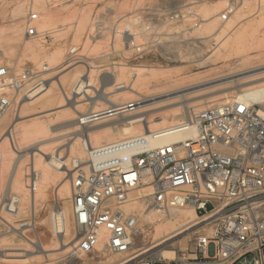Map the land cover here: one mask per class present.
<instances>
[{
    "label": "built area",
    "instance_id": "obj_1",
    "mask_svg": "<svg viewBox=\"0 0 264 264\" xmlns=\"http://www.w3.org/2000/svg\"><path fill=\"white\" fill-rule=\"evenodd\" d=\"M74 1L46 0V6L52 9ZM76 1L86 7L97 0ZM234 11V4L223 9L219 15L221 22L228 21ZM41 14L42 10L29 0L26 35L53 42V31L38 24ZM209 19L197 2L174 7L135 6L118 20L106 13L95 14L84 42H70L65 49V66L86 69V76L80 77L75 86L79 97H84L95 60L101 61L94 67L102 71L99 86L95 87L99 91L101 86L124 88V82L116 78L123 68L199 57L204 38L189 35ZM96 45L101 50L93 57L90 52ZM44 81L41 72L34 68L16 72L0 66V123L15 114L19 104L41 88ZM144 99L138 95L114 107L91 109L81 114L79 126L132 113ZM261 107L239 94L188 114L174 124L135 136L95 146L83 136L86 158L73 159L63 170L70 184L71 227L76 236L71 253L93 254L101 249L124 255L117 264H264ZM41 177L33 154L24 169V186L30 201L26 212L22 194L13 189V179L3 187L0 184V240L5 236L18 237L34 247L40 244V222L47 210L45 203L37 205ZM53 201L48 211L53 234L57 236L63 233L64 212L56 196ZM187 207L195 211L199 226L189 245L176 251L172 260L134 252L141 227H151L154 222L152 212L167 215ZM4 247L0 246V264L12 259L6 258L12 256H6Z\"/></svg>",
    "mask_w": 264,
    "mask_h": 264
},
{
    "label": "rangeland",
    "instance_id": "obj_2",
    "mask_svg": "<svg viewBox=\"0 0 264 264\" xmlns=\"http://www.w3.org/2000/svg\"><path fill=\"white\" fill-rule=\"evenodd\" d=\"M33 1L36 6H41V8L42 6L44 7L41 19L38 22L42 29L53 31L55 30L54 26L64 23L63 20L66 17L71 18L68 21H65V23H70L66 26L67 28L62 31L64 35H59L54 31L52 33L53 42L49 43L28 37L26 35L25 20L29 0H0V66H7L11 68L12 71L16 72L27 67L34 68L41 72L42 78L47 82L57 81L62 75H65V73L69 74V72L71 73L75 71V66H65L66 46L70 42L76 44L84 42L85 34L89 31L95 14L106 13L111 19L118 20L124 15L132 12L135 6H141L144 4H149L151 6L174 7L183 3L197 2L199 7L206 13V16L210 18L205 24L200 28L193 30L189 35V37L193 38H204L205 45L202 46L199 57H188L183 61L170 64H150L147 67L140 68V77L136 82L129 79L130 84L135 82L134 84H137L141 90L144 89V92L148 91L147 93L143 92V94H145V99L163 95L164 91H170V89L175 87L194 86L199 83L211 82V80H215V82L208 85L215 86L214 88L217 89L228 90L231 92L230 99L232 96L236 95L235 86L238 83V81L233 80L230 76L233 74L235 75L247 67H253V69L257 68L259 71L262 70V67L264 66V0H97L93 5L86 7L78 4L75 0L73 3L52 9L47 8L46 0ZM230 4H234L235 11L231 14L228 21L221 22L219 15L222 10L230 6ZM19 7L23 8L24 14L21 17L16 18L14 14ZM49 16L57 17L55 24L52 23ZM84 16H87L89 21L87 19L88 23L86 22L85 29L81 32L83 35H79L76 33V29L78 28L77 26L80 23L81 18ZM207 23L214 28V34L212 36H209L205 29ZM56 49H62L64 51V59L61 63V68L48 65L49 63H47V57ZM100 50V46L96 45L90 52L91 56L97 57ZM99 63H101V61L95 60L92 65L96 66ZM47 66H51V69L45 70V67ZM78 69L81 70L82 73L86 72L84 67L80 66ZM147 69L152 70L150 72ZM94 73L96 74H94L95 76L93 78L98 81L102 71L99 68H95ZM119 79L126 81V76L122 74V77H119ZM260 84H264V79L254 83V85ZM100 89L104 92L109 91L108 89H104V86H101ZM111 90L114 92L109 93V98H116V104L132 101L138 96V94H129L131 97L126 101H123L122 98L125 94H119L123 90H115V88ZM65 92L67 93L66 95H64V92L58 89V87H55L56 99L52 102L39 101L32 104H26L22 108V101L15 114L6 116V119L2 120L0 123V141L3 140L4 143L7 144V149L13 153V159H11L12 163L9 165L10 167H8L7 172L0 174V184L3 187L7 183H10L12 179H14L13 175L15 170H18L15 175V182L17 183V180L20 178L21 181L18 182L19 185L18 183L16 184L13 182V189L22 194V206L24 212L27 211L30 205L29 197L24 186L25 166L30 161V158H33L34 154L35 164H37L36 167L41 170L38 162L44 161V157L47 156L34 148L43 146L42 148L44 149L46 146V151L51 152L53 150L52 152L56 155L60 153L61 155L59 156L62 157L61 159L67 160L69 158V162L66 164L70 165V161L75 158L74 155L69 154L68 148L73 143L81 146L82 141L80 139L77 140V137L82 138L85 133L89 131L92 132L93 139L101 138L99 143L93 144L95 146L103 142H110L108 138L119 135L118 131L120 132L125 120L137 114L146 117V120H152L155 116H158L160 119L163 118L165 125H170L183 120L188 114H193L194 112L204 110L216 104L208 103L206 97L200 96L195 98V100H192V102L195 103V110H193L192 108H188L186 104H179V102H177L179 100L177 99L164 100L165 97H160L156 99V101L151 100L142 103L141 107L132 113H126L117 118L95 123L88 127H80L79 117L81 114L91 109L99 110L105 108L107 105L98 102L99 104L91 106L92 104L87 103V101L89 102L90 100H86V98L82 97L79 98V103L82 105L78 107V114L76 113L72 117L65 118L62 116V113L65 109H68V101L74 102L76 100V97H73V94L69 89L65 90ZM91 94L95 95L96 93L94 94V92H91ZM66 96H68V100H66ZM62 100L64 101L61 103ZM227 100L220 99L218 102ZM178 107H180V110H178ZM104 126H110L111 129L100 130ZM112 126L117 132L112 131ZM13 127H15V132L13 133V138L11 140L12 143L9 145L10 141L5 139V136L8 131H12ZM21 127H26V129H28L27 131L29 132L27 136L32 139L24 138L22 140L19 136V129ZM30 132H32L31 136L29 134ZM27 139L29 141H27ZM36 140L39 141V145L36 143ZM34 143L38 147H36ZM35 152L39 153L40 156ZM61 170H65V167ZM64 180H66L65 173L57 175L55 183H53L47 191L49 192L48 197L41 195L39 191L37 194V198H40L38 201L45 203L47 207V210L43 212L44 218L40 223L42 224L43 231L41 237L45 239L47 243H50L49 245L51 247L48 251L49 253H46L48 257L44 255L40 258L39 254L36 252V247L31 246L18 237L13 239L5 236L3 240H0V246L5 245L6 248H9L8 244H12L10 245L12 248H22L12 250L4 249V247L3 250H6L7 252L21 253L19 256L6 257L12 258L14 261L8 259L9 262H6L5 264H117L124 259V255L112 254L101 249L93 254H73L71 253L70 247L76 240L75 236H73L75 238H73V241L72 237L67 238L66 246L63 248H61L58 239H55L56 243L59 242L58 245L51 242L55 236L51 227V219L48 209H51L54 203V190H56V187L63 183ZM41 186L40 181L39 187L41 188ZM42 203L37 202V205H42ZM192 209L193 208L190 207L184 208L181 210V214H186L187 211H191ZM69 213L72 226L70 209ZM181 214L173 218H170L169 214H167L168 216L162 215L161 220H154L151 227H141L135 238L134 252H140L141 254H154L161 258H167L166 250H173L175 256L176 251L189 245L190 240L195 236L194 231L199 225L194 226L184 233L160 244V242L168 239L179 230H184L185 227L188 226L182 221ZM195 220L198 222L197 217ZM166 235L167 237H165ZM5 243H8V247ZM27 248L31 254H27Z\"/></svg>",
    "mask_w": 264,
    "mask_h": 264
},
{
    "label": "bare ground",
    "instance_id": "obj_3",
    "mask_svg": "<svg viewBox=\"0 0 264 264\" xmlns=\"http://www.w3.org/2000/svg\"><path fill=\"white\" fill-rule=\"evenodd\" d=\"M39 8H40V10H43L44 7L42 6V8H41V6H40ZM23 14H24L23 8L19 7V8L16 9L14 15H15L16 18H19ZM87 16L82 17L81 20H80V23L77 26L78 28L76 29V33H78L79 35L82 34L81 32H83V30L85 29V25H86V22H87V19H88ZM49 18L52 21V23L55 24V21L57 20V17L49 16ZM69 19H71V18L70 17H66L63 20L64 23H61L58 26L55 25L54 26L55 30H53V32L55 31L59 35H64L62 31H64L65 28H67L66 26L70 23V22L65 23V21H68ZM88 21H89V19H88ZM205 29H206L207 33L209 34V36H212L214 34V28H213V26L209 25V23H207V26H206ZM63 59H64V51L62 49H56L51 55H49L47 57V63H49L48 65L60 67L61 63L63 62ZM94 67L95 66H93L92 70L89 73L90 74V83H89V85H87V89L83 90V94H84L83 96H84V98H86V100H90L89 102H90V104H92L91 106H95L96 104H99L98 102H102V103H104L106 105L114 107L115 104H116V98H114V99H110L109 98V93L114 92V91L111 90V89H113V87L107 88L109 90L108 92L101 91V89L99 91H96L95 87L97 88L99 85H98V81L93 78L95 76L94 74H96V73H94L95 72V68ZM140 68L141 67L135 68V69H124L123 68L124 71H123V69H121V74L116 76L118 81L124 82V84H125L124 88L121 89L123 91L119 93V94H125L123 96V98H122L123 101H126L127 99H129L131 97L129 94H135V95L138 94V95H142V96L145 95V94H143L144 89L141 90V88L139 86H137V84L136 85L134 84L140 77V73H139ZM262 68H263L262 70L258 71L257 68L253 69V67H247V68L241 70L240 72L236 73L235 75L231 74L232 76H230V78H233V80L238 81L237 85L235 86L236 95L242 94V95H245L250 101L260 103L262 105L261 110L264 112V84L254 85V83H256L257 81H259L261 79H264V66ZM49 69H51V66H48L46 68V70H49ZM147 70H149L151 72L152 69L151 70L147 69ZM154 70H156V69H154ZM84 73H86V72H84ZM84 73H82L81 70H79L78 67L75 66V71L74 72H71V73L69 72V74L65 73V75H62L59 78V80H57V81H53V82L44 81V84H43V86L41 88L37 89L28 98H25L23 100L22 108L26 104H32V103H36V102H39V101H44V102H52V101H54L56 99V97H55V95H56L55 94V87H58V89H60V90H62V92H64V95L67 94L65 92V90L69 89L73 93V97L74 98L76 97V100L74 102H72V101L69 102L68 101V103H67L68 109H65V111H63V113H62V116L65 117V118L72 117L77 112H79L78 107L82 105V104L79 103L80 102L79 98H81V97H79V94L77 93L75 86H76V83H77V81H78V79L80 77L86 76ZM122 74H124L126 76V81H123V80L119 79V77H122ZM130 78H132L135 81L133 83L134 85L132 83L130 84V82H129ZM213 82H215V80L214 81L211 80V82L208 81L206 83L195 84L194 86H182V87L179 86V87H175V88L170 89V91L169 90L168 91H164L163 95H159V96H155V97L153 96V97H150V99L146 98L144 102L151 101V100H155L156 101V99H158L160 97H165L164 100L177 99V100H179V101H177V102H179V104H181V103L186 104L188 106V108H190V109L192 108L193 110H195V108H194L195 107V103H193L192 100L193 99L195 100V98H198L200 96L206 97L207 100H208L207 101L208 103H220V102H218L220 99H225V100L229 99L231 92H229L228 90L217 89V88H214L215 86H209L208 85V84L211 85V83H213ZM206 85H208L209 87L206 86ZM248 85H252V86H248ZM245 86H248V87H245ZM65 87H66V89H65ZM91 90H94L96 94L94 93L95 95H92L91 94V92H92ZM147 92H144V93H147ZM66 100H68V96H66ZM63 101L64 100H62L61 103ZM158 110H159V108H158ZM178 110H180V107H178ZM152 111H153V109H152ZM147 112H148V110H147ZM5 119H6V117L3 120H5ZM159 119H160V117L155 116L154 119H152V120H146V117L140 116V114H137V115H135L133 117H129V118H127L125 120L124 125L121 128L120 132L118 131L119 135H117L115 137L108 138V139L111 142V141L122 139L124 137L135 136V135H138V134H142L144 132H148V129L153 130V129H157V127L160 128L163 125L166 126L165 125V121H163V118L160 119V120ZM135 126H137V127H135ZM112 128H113V126H112ZM107 129H111V127L110 126H104L100 130H107ZM27 130L28 129H26V127H21L19 129V136L22 138V140L24 138H28V139L31 138V137L27 136L28 132H29ZM51 130H53V129H51ZM112 131L113 132H117V131H115L114 128H113ZM14 132H15V127H13L12 131L11 130L8 131V133L5 136V139H8V141H10L9 145H10V143H12L11 140L13 138V133ZM31 133L32 132L29 133L30 136H31ZM84 137L87 138V139L90 138V141H91L92 145L94 143H99L101 141V138L93 139L92 138V132H90V131L85 133ZM28 139H27V141H29ZM78 139H80L81 141L83 140V138L81 139V137H77V140ZM36 143L39 145V141H37ZM35 146H36V144H35ZM81 146L73 143L68 148L69 154L70 155H74V158L84 159L86 157V150L83 147V144ZM36 147H38V146H36ZM42 147L43 146H41L39 148H34V149H37L38 151H40L41 153H43L44 155H47V156L44 157V161H39L38 162L40 167H41V171H42V177H41V185L42 186H41V188L39 187L40 190L38 189V191L40 192L41 195L48 197L49 196V192H47V191H48L49 187L53 183H55L57 175L63 173V170H61V169L64 168V165L69 162V158L67 160H63V159H61L62 157L59 156V155H61L60 153L58 155H56V154H54L52 152L53 150L51 152H48V151H46V149H47L46 146H45L46 149L45 148L43 149ZM7 148H8L7 144L4 143L3 140H1L0 141V174L1 173L4 174V172H7L8 167H10L9 165L12 163L11 159H13L12 158L13 153H11V151H9ZM49 151H50V149H49ZM36 154L38 156H40L39 153H36ZM17 172H18V170H15L14 175H13V178H14L13 182L14 183H16L15 182V175L17 174ZM20 179L17 180V177H16V180L18 182L21 181ZM14 183H13V185H14ZM18 185H19V183H18ZM18 185H15V186H18ZM50 189H52V188H50ZM54 191H55L54 192L55 193L54 196H56L58 198L59 202L61 203V205L63 207V212H64V216H63V220H62L63 233L57 234V236H55V232H54V236L55 237L53 239L50 238V239H52V241L51 240L50 241L53 242V244L58 245L59 242L56 243V241H55V239H58L60 241L59 244H61V248H63L64 246H66L67 238H71L72 237V241H73V238H74L73 237L74 236V232L72 230L71 222H70V218H69L70 217L69 216L70 207H69L68 204H69L70 195H71L70 187H69V181L67 179L64 180L63 183L59 184L56 187V190H54ZM37 194H38V192H37ZM36 199L39 200L40 198H37V196H36ZM38 203H42V202L38 201ZM180 214H181V210H179V211H171L170 214H169L170 215L169 217L173 218V217L178 216ZM162 215L168 216L165 213H161V212H152L150 214L152 220H156L157 219L159 221L161 220V216ZM178 219H179V217H178ZM181 219L188 226H186L184 230H182V231L179 230L174 235H171V237H169L168 239L164 240L165 239L164 238L163 239L164 241L160 242V244H162V243H164V242H166V241L178 236L179 234L184 233L185 231L193 228L194 226H197V224L199 223V222H197L195 220L196 219V213H195V211L193 209L191 211H187L186 214H184V213L181 214ZM63 237H64V239H63ZM165 237H167V235ZM160 240H162V239H160ZM54 241H55V243H54ZM72 241H70V242H72ZM7 244H6V246H7ZM49 244L50 243H47V241H45V239H43L41 237L40 244L36 245V252L39 254L40 258L43 257L44 255L47 256L46 253H49L48 251L51 249ZM10 245H12V244H8L9 248L5 247L4 249H17V250L18 249H22L21 247L20 248H16V247L12 248V247H10ZM24 246H25V244H24ZM52 248H53V246H52ZM26 250H28V248ZM165 252L167 254L166 257L168 259L172 260L174 258V251L173 250H166ZM27 254H31V252L28 251ZM19 255H21V253H19V252H7L6 253V256H19ZM12 261H14V260L12 259ZM18 261H20V260H18ZM24 262H26V261H24Z\"/></svg>",
    "mask_w": 264,
    "mask_h": 264
}]
</instances>
